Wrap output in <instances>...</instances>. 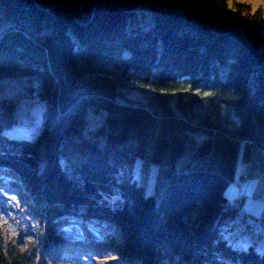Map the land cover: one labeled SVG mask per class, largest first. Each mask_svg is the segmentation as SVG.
<instances>
[{
    "label": "trees",
    "instance_id": "trees-1",
    "mask_svg": "<svg viewBox=\"0 0 264 264\" xmlns=\"http://www.w3.org/2000/svg\"><path fill=\"white\" fill-rule=\"evenodd\" d=\"M1 79L35 82L45 103L32 139L4 134L11 104L0 113V172L42 249L68 243L58 234L75 219L115 229L124 264H264V245L232 248L220 229L238 210L224 191L240 142L247 174L264 169V2L0 0ZM128 83L152 95L119 102ZM89 110L105 114L86 134ZM138 158L165 169L158 200L132 177ZM37 251L0 238V264Z\"/></svg>",
    "mask_w": 264,
    "mask_h": 264
},
{
    "label": "rangeland",
    "instance_id": "rangeland-1",
    "mask_svg": "<svg viewBox=\"0 0 264 264\" xmlns=\"http://www.w3.org/2000/svg\"><path fill=\"white\" fill-rule=\"evenodd\" d=\"M27 87H32L28 91ZM119 102L144 103L152 95L149 89L128 83L118 90ZM8 104L12 105L14 124L4 130L10 137L32 139L40 130L45 103L36 94V84L25 79L0 80V113ZM104 112L88 111L85 124L86 134L95 133L102 124ZM205 134L198 133L199 142ZM245 143L240 142L237 163L232 181L227 185L224 196L226 209L237 208L234 218L226 220L220 227L222 236L235 249H246L249 245L261 252L264 245V169L258 173L244 166ZM187 160V158H186ZM257 161V160H256ZM164 167L144 163L136 159L131 167L133 179L143 187L146 195L156 200L162 195L166 180ZM0 172V238L6 249L29 253L33 246L38 247L35 261L31 264H124L119 253V234L112 227L97 223H82L67 219L59 236L69 240L66 244L47 242L44 249L39 245V226L31 215L22 192L11 175ZM241 212L260 218H249ZM86 225V226H85ZM39 251H42L41 254Z\"/></svg>",
    "mask_w": 264,
    "mask_h": 264
},
{
    "label": "crops",
    "instance_id": "crops-1",
    "mask_svg": "<svg viewBox=\"0 0 264 264\" xmlns=\"http://www.w3.org/2000/svg\"><path fill=\"white\" fill-rule=\"evenodd\" d=\"M240 1H245L247 3H249L252 7H257L258 5L262 4L264 2V0H240ZM243 215L245 216H248L249 218H260L262 217V215H264V212H262L261 216L258 217V216H252L251 214L249 213H244V212H241Z\"/></svg>",
    "mask_w": 264,
    "mask_h": 264
}]
</instances>
